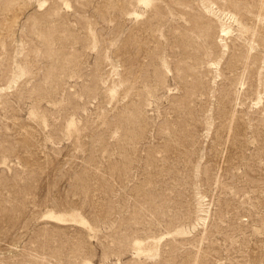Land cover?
Segmentation results:
<instances>
[{"label":"rangeland","instance_id":"rangeland-1","mask_svg":"<svg viewBox=\"0 0 264 264\" xmlns=\"http://www.w3.org/2000/svg\"><path fill=\"white\" fill-rule=\"evenodd\" d=\"M85 262L264 264V0H0V264Z\"/></svg>","mask_w":264,"mask_h":264},{"label":"bare ground","instance_id":"bare-ground-1","mask_svg":"<svg viewBox=\"0 0 264 264\" xmlns=\"http://www.w3.org/2000/svg\"><path fill=\"white\" fill-rule=\"evenodd\" d=\"M144 2L146 0H143ZM74 130V125L70 124L67 128V133H71ZM49 221H52L57 224H68V223H75L81 226L87 227L88 223L76 212H54L48 211L45 216ZM151 241H136L134 242V247L141 252L146 246H149ZM84 264H89L85 262Z\"/></svg>","mask_w":264,"mask_h":264}]
</instances>
